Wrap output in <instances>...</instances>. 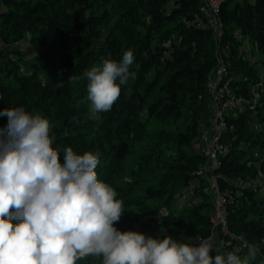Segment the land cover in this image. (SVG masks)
I'll use <instances>...</instances> for the list:
<instances>
[{
	"label": "trees",
	"instance_id": "1",
	"mask_svg": "<svg viewBox=\"0 0 264 264\" xmlns=\"http://www.w3.org/2000/svg\"><path fill=\"white\" fill-rule=\"evenodd\" d=\"M204 7V0H0V110L23 107L47 118L61 164L67 147L78 155L100 154L98 179L124 202L114 224L119 231L139 232V223L144 231L164 227L156 239L168 234L189 244L210 239L219 249L210 250L212 257L237 249L243 257L255 245L251 264H261L264 68L261 74L259 59L251 61L241 48L251 41L264 57V0L222 1L219 37L214 28L199 24L207 23ZM23 42L31 47L28 54ZM129 49L135 79L121 85L111 110L89 119L88 81L71 84L68 77L104 60L119 62ZM219 55L229 64L230 88L248 103L228 115L223 140L228 152L216 172L221 192L232 201L228 234L218 229L212 236L215 195L199 174L205 158L193 145L212 115L209 81ZM259 83L254 103L251 87ZM7 123L8 117L0 116V129ZM195 181L196 190L186 193ZM180 200L186 204L179 207ZM161 210L167 213L160 215ZM101 260L90 256L77 264Z\"/></svg>",
	"mask_w": 264,
	"mask_h": 264
},
{
	"label": "clouds",
	"instance_id": "2",
	"mask_svg": "<svg viewBox=\"0 0 264 264\" xmlns=\"http://www.w3.org/2000/svg\"><path fill=\"white\" fill-rule=\"evenodd\" d=\"M131 49L117 62L104 60L68 82L87 79L88 118L111 110L121 85L135 79L129 71ZM117 80L119 81L117 83ZM7 116L0 129V264H77L87 257L101 264H251L258 249L243 257L226 252L209 255L210 239L178 243L171 236L156 239L136 231H119L124 202L117 191L99 180V153L76 154L64 149V163L52 148L50 122L23 107L0 110ZM14 209V211H13ZM16 220L18 223L13 224ZM264 264V261H261Z\"/></svg>",
	"mask_w": 264,
	"mask_h": 264
},
{
	"label": "built area",
	"instance_id": "3",
	"mask_svg": "<svg viewBox=\"0 0 264 264\" xmlns=\"http://www.w3.org/2000/svg\"><path fill=\"white\" fill-rule=\"evenodd\" d=\"M205 1V15L207 23L202 24L204 28L212 27L218 34H222V25L218 20L219 7L224 0H204ZM187 23H190L187 21ZM248 57V55H245ZM251 61L257 59L256 56L250 55L248 57ZM219 64L217 69L211 74L209 81V90L212 98L210 106L211 117L209 125H205L201 129L198 141L193 145V149L204 156L205 162L203 163L199 174L207 179L209 189L215 195L213 214L211 216L212 222V236L215 235L218 229L228 234L227 223V206L232 202L231 199L223 194L218 185L216 172L222 165V158L228 152V147L224 143V138L228 132V115L229 113L241 112L244 105L248 101L237 93L233 92L230 88L231 77H229V64L225 61L224 56L219 55ZM261 67V66H260ZM262 74L263 68L261 67ZM261 83L251 87V92L254 97V103L257 102V91L261 88ZM254 107V105H252ZM199 243V240H198Z\"/></svg>",
	"mask_w": 264,
	"mask_h": 264
},
{
	"label": "rangeland",
	"instance_id": "4",
	"mask_svg": "<svg viewBox=\"0 0 264 264\" xmlns=\"http://www.w3.org/2000/svg\"><path fill=\"white\" fill-rule=\"evenodd\" d=\"M204 14H205V11H204ZM109 27H110V25L107 26V27H105V28H106V29H109ZM22 46H23L24 49L26 50V53H27V54L31 51V47L27 44V42H23ZM243 46H245L246 48H243ZM243 46H242L241 50H242L244 53H246L245 51H247V55H248V57H250V55L253 54V56H256L257 59H259V60H258L259 65L257 64V67L259 68L260 71H262L260 65L262 66V68H264V57L261 56V54L259 53V51H258L256 45H255L253 42H251V41H245ZM246 49H247V50H246ZM249 54H250V55H249ZM12 58H13V59H17L16 55H13ZM262 92L264 93V88H262ZM137 150H138V149H137ZM137 150L133 153L132 157H136V156H138L139 153L137 152ZM192 152H194L193 149H192ZM259 187H260L261 193L264 194V184H260ZM196 188H197V181H195V183H193V186H192V187H191V186L187 187V188H186L187 190H185V192H186V193H187V192H190V193L192 194V193L196 190ZM210 194H213L212 191H210ZM205 199H206L207 201H209V200H211V196H205ZM171 203H172V204H171L172 209L175 210L177 201H173V202H171ZM185 204H186V203H184L183 201L180 200L178 206L181 207V206H183V205H185ZM200 212L202 213V210H201ZM165 213H167L166 210H161V212H159L160 215H163V214H165ZM155 217H157V216H155ZM138 224H139V223H136V227H137L136 229H138L139 232H140V231H143V232H144L143 234H144L145 236H150V237H152V238L155 237V236H157V237H162V235L165 234L164 232L167 231V230L163 231V230H164V227H162V228H161V227H160V228H152L151 230L144 231V230H141V229H140V226H139ZM168 236H171V237H172L175 241H177L178 243H183V242H184V243H187V242H188L187 238H185L184 241H183L181 238H179V237L177 238V237L174 236V235H169V234H168Z\"/></svg>",
	"mask_w": 264,
	"mask_h": 264
},
{
	"label": "water",
	"instance_id": "5",
	"mask_svg": "<svg viewBox=\"0 0 264 264\" xmlns=\"http://www.w3.org/2000/svg\"><path fill=\"white\" fill-rule=\"evenodd\" d=\"M2 89H1V87H0V100H1V96H2V91H1Z\"/></svg>",
	"mask_w": 264,
	"mask_h": 264
},
{
	"label": "crops",
	"instance_id": "6",
	"mask_svg": "<svg viewBox=\"0 0 264 264\" xmlns=\"http://www.w3.org/2000/svg\"><path fill=\"white\" fill-rule=\"evenodd\" d=\"M243 48H246L245 46H243ZM247 50V49H246ZM243 52V51H242ZM246 52V54H247V51H245Z\"/></svg>",
	"mask_w": 264,
	"mask_h": 264
}]
</instances>
